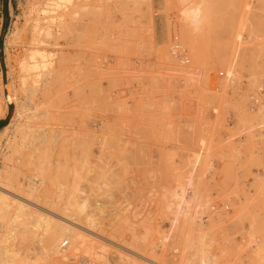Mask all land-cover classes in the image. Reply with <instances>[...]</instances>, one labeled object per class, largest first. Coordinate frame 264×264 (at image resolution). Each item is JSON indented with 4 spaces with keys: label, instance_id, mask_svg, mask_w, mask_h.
<instances>
[{
    "label": "rangeland",
    "instance_id": "obj_1",
    "mask_svg": "<svg viewBox=\"0 0 264 264\" xmlns=\"http://www.w3.org/2000/svg\"><path fill=\"white\" fill-rule=\"evenodd\" d=\"M33 1L0 0V170L44 178L39 197L10 198L52 225L41 242L26 221L30 236L12 246L26 264H264V0H190L204 7L196 28L180 20L181 0L63 1L47 38L48 95L30 100L33 128L15 152ZM182 189L188 216L168 208ZM71 193L88 200L92 225L65 214ZM73 220L90 240L63 246L66 262L48 235Z\"/></svg>",
    "mask_w": 264,
    "mask_h": 264
},
{
    "label": "bare ground",
    "instance_id": "obj_2",
    "mask_svg": "<svg viewBox=\"0 0 264 264\" xmlns=\"http://www.w3.org/2000/svg\"><path fill=\"white\" fill-rule=\"evenodd\" d=\"M63 1H67V0H46V1L45 0H34L33 2H31V4L27 2L28 4H30V7L27 8L28 11H26L29 16L28 17L26 16L27 19L26 20L24 19V22H27V26L29 25V27L27 28V31L23 28L25 30V32L23 30H19L20 32L21 31L24 32L23 33L24 34L23 38H21L22 35L19 36L20 37L21 50H20V56H19L20 57V60H19L20 68L18 67L20 69V72H19L20 73V76H19L20 77L19 78L20 79V85H19L20 88L19 87L18 88L21 89V91H23V93H24V96H23V93L20 91L21 92V96H23V100L21 101L22 103L19 101L20 102L19 104H21V105L18 107V112H17V114L19 113L20 118L23 115H25L26 112L24 113V111L26 109L30 108V106L28 108H27V106L31 104L30 100H32L34 96L36 98H38L39 96L41 97V95L42 96L43 95H45V96L48 95V93H45V92L47 91L46 90L47 86L50 84L48 79H49V77L51 75L50 74V71H51L50 69L51 68L49 70H47V68H49L48 66L51 67L52 63L54 64V60L52 61V58H54L55 55H54L53 52L50 53V51H49V53H50L49 54L48 51H47V48H46V45H48L47 44V40H48L47 38H49L50 35H51V21L55 20V19H58V18L60 20V17H61L60 10H61V6H62V2ZM179 2H180V5H182V7L180 9V11H181L180 12L181 13L180 20L183 22V25H187V26H189V25L191 26L192 25V27L194 26L195 28L197 26H199V24H201V21L203 20L202 16H203V13H204L203 9H202L204 7H201L199 5L201 3H199V2H198L199 4H194L192 2L190 3V0H181ZM25 15H27V14H25ZM203 18H204V16H203ZM175 45H178V43H175L174 45L173 44L169 45L170 47H172L173 52L176 50ZM48 50H50V49H48ZM171 52H172V50H171ZM51 54L54 55L52 58H50L52 56ZM171 55H173V54H171ZM53 66L54 65H52V67ZM52 72H53V70H52ZM19 79H17V80L19 81ZM44 90H45V92H44ZM48 90H50V88H48ZM43 92H44V94H42ZM35 97H34V99H35ZM46 98H44V99H46ZM34 99H33V101H34ZM48 99H50V98H48ZM38 100H40V99H38ZM43 101H46V100H43ZM48 101L50 102L51 100H48ZM39 103H41V102H39ZM45 103L46 102H44V104H43V102H42V104H41L42 106H40L39 108L43 107V105L45 106ZM36 104H37V102H36ZM1 106L2 105L0 103V109H1ZM47 106H48V104H47ZM32 107H35V106L33 105ZM45 108H46V106H45ZM31 110H33V109H31ZM27 111H29V109ZM37 111H39V109ZM30 112L32 113V111H30ZM43 113H40V114H42V116H41L42 118L44 117ZM5 114H6V111L5 110L3 111V109H2L0 117L5 115ZM33 115H35V114H33ZM37 115H39L38 112H37ZM47 116L48 115L46 114V117ZM15 119H17V118H15ZM29 119H30L29 116L26 115V116H23V119L21 118L19 120V122L16 123L17 129H16V132L13 135V138H12L13 141L11 140L12 143L13 142L15 143V141L17 140V137H18L17 133L18 134L21 133V135L23 134L24 136L28 135V134H31V131H32L33 127H32V124L30 123ZM31 120H32V117H31ZM36 121H38V120H36ZM37 123H39V122H37ZM14 125H15V121H14ZM33 126L36 127V125H33ZM38 126H39V124H38ZM13 128H16V127L14 126ZM38 128H40V127H38ZM38 128H37V130H38ZM19 136H20V134H19ZM24 136L22 138H24ZM18 139H20V138H18ZM21 140L22 139H20V141ZM39 141L40 140H38L37 142H39ZM12 143L10 142L8 148L10 149L12 147V148H14L12 150L15 151L16 150L15 147L16 146L19 147V145H17L18 142H17L15 147H14L15 144L13 143V145H12ZM23 143H25V142H23ZM0 147H2V146H0ZM28 152H29V150H28ZM13 153L14 152H12V151H11V153L9 152L8 156L5 157V158L7 160H10L11 159V155H13ZM5 155H6V152H5ZM17 155H19V154H15V156H17ZM43 157L44 156H42V158H41L42 160L40 162V167H41V164L44 162V158ZM3 158H4V156H3ZM20 158H22V160H23V157L20 156ZM6 159H5V162H6ZM24 160H25V158H24ZM6 164H7V162H6ZM13 165H15V164H13ZM13 165H11V166H13ZM11 166L9 168V165H7V168L4 167L5 168L4 170H2V169L0 170V219H1L0 220V264H26L27 260L24 258L25 256L23 257L22 254L18 253V252H20V250L17 249L18 251H16V250H14L12 248V246L14 244H16V242L19 241V240L16 241L18 238L20 239V237H22L23 234L24 235H26V234L28 235V233H30V228L31 227L27 226V222L26 221L29 220V219L31 221V219L35 218L36 222H34V223L32 222V223L35 224L36 229H39V230H40V228L43 229L42 232H37L38 230L34 231L36 229H33L34 234L36 236L37 235L38 236L41 235V237H40L41 238V240H40L41 242L45 241V239H47V238H44L46 236L44 231L47 229L48 226L51 227L52 225H49L50 224L49 223L50 217H47L44 214L36 212L37 210H35L33 207L28 209L27 206L22 204L21 202H15L14 203L15 206L13 207V203H12V200H11L10 197L13 194L15 195V193L17 191H19L21 193H24L27 196L36 195L37 197H39L40 195H42L44 193V191L42 192V194H41V192H38L40 190L39 187H44L47 182L44 181V178H43V181H41V183H40L41 185L40 184H32V180L31 181L24 180V182H23L21 177L20 178L17 177V175L15 174L16 173L15 169L13 167H11ZM35 166H36V164H35ZM50 178H51V176L48 179H50ZM14 190H17V191L14 192ZM174 193H175L174 196L177 195L176 198L178 199V204H177L178 207L176 208V204L175 203H174V205H175V207H174V205L172 204L174 201H170L172 205H169L170 204L169 203L168 204L169 206L167 205L168 208L173 207L174 209L182 210L186 216L190 215V213L192 211V205H193L194 199L186 198L185 189H182L179 192V194H177L176 192H174ZM89 205L90 204H89L88 200H85L83 198H75L73 196V194L71 193L70 197H69V200H68V203L64 207L65 208V214H67L71 218L73 217V219L74 218L75 219H82L84 214H86V215L89 214V218H88L89 219V223L88 224L92 225L93 224V219H92L91 214L88 211ZM27 213H29V216H27ZM185 215H182V216H185ZM69 221H70V219H69ZM75 223H77V222L74 221L73 225L71 223H68V222H59L56 225L55 234L54 235H51V234L48 235L49 236L48 242L51 241V244L53 246V248L52 249L50 248V249L54 250L55 254H57L58 256H60L63 259H65L66 262H68L67 258H72V255L68 254L67 253L68 249L64 248L63 246L69 244L67 246V248H70V246L75 244V247H77V246L80 247L85 242L90 240L88 235L86 234L87 232L83 231V229H79L78 226H74V225H76ZM76 227H78V228H76ZM31 231H32V229H31ZM27 235H26V237H27ZM10 238H12L13 240L9 241ZM22 238H24V237H22ZM24 240H26V239H23V240H20V241H24ZM20 241L18 242L20 244H16V247H18V248H19L18 245H21ZM55 241H56V243L54 244ZM46 244H47V242H46ZM44 246H46V245H44ZM62 249H64V250L62 251ZM68 252H69V250H68ZM86 254H87V252H86ZM88 254L90 255L92 253L90 252ZM119 256H120L119 258H121L123 260L124 259H130L126 254L122 253V251L120 252ZM90 257H91V259L93 258L92 256H90ZM133 257H135V256H133ZM141 261H138V262H141ZM202 261L206 262L207 260H206V258H204ZM128 262H129V260H128ZM132 262H134L133 259H132L131 263ZM90 263H91V261H90ZM141 263H143V262H141ZM141 263H139V264H141ZM71 264H73V263H71ZM134 264H138V263L135 261ZM145 264H147V263H145Z\"/></svg>",
    "mask_w": 264,
    "mask_h": 264
},
{
    "label": "crops",
    "instance_id": "obj_3",
    "mask_svg": "<svg viewBox=\"0 0 264 264\" xmlns=\"http://www.w3.org/2000/svg\"><path fill=\"white\" fill-rule=\"evenodd\" d=\"M6 115V114H5ZM5 115L1 116L0 117V121L3 120L5 118ZM4 125L1 126V128L3 127Z\"/></svg>",
    "mask_w": 264,
    "mask_h": 264
},
{
    "label": "built area",
    "instance_id": "obj_4",
    "mask_svg": "<svg viewBox=\"0 0 264 264\" xmlns=\"http://www.w3.org/2000/svg\"><path fill=\"white\" fill-rule=\"evenodd\" d=\"M176 52H178V49L176 48Z\"/></svg>",
    "mask_w": 264,
    "mask_h": 264
}]
</instances>
